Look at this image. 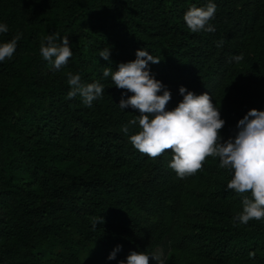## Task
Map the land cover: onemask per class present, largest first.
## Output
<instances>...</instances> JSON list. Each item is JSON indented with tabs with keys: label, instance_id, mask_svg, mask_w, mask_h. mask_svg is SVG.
Returning <instances> with one entry per match:
<instances>
[{
	"label": "trees",
	"instance_id": "obj_1",
	"mask_svg": "<svg viewBox=\"0 0 264 264\" xmlns=\"http://www.w3.org/2000/svg\"><path fill=\"white\" fill-rule=\"evenodd\" d=\"M207 2L0 0L9 28L0 43L23 34L12 59L0 62V264H119L131 251L154 254L165 237L195 247L203 264H264V222L234 226L241 196L226 190L232 175L219 157L179 178L168 166L171 149L140 153L129 140L139 126L121 131L139 115L119 107L133 93L103 78L105 67L116 70L145 48L161 59L149 67L171 92L166 109L183 99L181 85L208 92L226 121L221 136L234 135L249 109L264 110V0H212L215 31L192 33L184 14ZM53 32L68 37L73 53L58 71L40 55ZM108 47L111 65L99 56ZM238 54L239 63L230 59ZM69 72L102 83L103 96L90 107L67 98ZM210 176L214 185L186 210L185 190Z\"/></svg>",
	"mask_w": 264,
	"mask_h": 264
},
{
	"label": "clouds",
	"instance_id": "obj_2",
	"mask_svg": "<svg viewBox=\"0 0 264 264\" xmlns=\"http://www.w3.org/2000/svg\"><path fill=\"white\" fill-rule=\"evenodd\" d=\"M217 5L208 0L203 7L192 5L184 14V21L192 33L214 32L210 22L214 19ZM9 31L6 23H0V34ZM22 33L17 32L12 38L0 43V62L11 60ZM59 41V42H57ZM223 41L217 42L222 47ZM40 55L60 70L73 55L67 36L51 33L41 39ZM99 56L110 61L109 47L100 50ZM239 63L243 54L230 58ZM161 59L153 56L147 49L138 48L134 60L121 62L116 70L105 67L103 78L111 76L112 84L118 89L133 93L119 102V107H131L139 110V115L121 126L127 136L130 126H139V130L129 136L132 146L150 158H156L171 149L173 156L168 166L179 178H185L199 171L209 156L219 157V168L228 170L232 178L226 190H234L241 196L242 211L233 217L235 225H247L249 221L264 222V110L252 108L238 120L234 135L224 139L221 130L226 121L221 118L219 108L213 105L208 92L196 95L185 86L179 87L183 99L171 110L166 105L171 100V92L160 80L151 74L149 64H158ZM70 91L67 98L81 96L83 103L91 106L94 100L102 97L105 87L99 81L84 83L79 74L67 73ZM162 93V94H158ZM93 227L103 223V217H93ZM120 245L109 254L108 259H115ZM161 264L160 258L146 252L131 251L126 260L119 264H149V257ZM250 258L255 253H249Z\"/></svg>",
	"mask_w": 264,
	"mask_h": 264
},
{
	"label": "rangeland",
	"instance_id": "obj_3",
	"mask_svg": "<svg viewBox=\"0 0 264 264\" xmlns=\"http://www.w3.org/2000/svg\"><path fill=\"white\" fill-rule=\"evenodd\" d=\"M215 181V176H210L207 179H203V181L190 184L183 195L184 200L188 203L186 210L196 206L199 200V194L204 192V190H208L211 184L214 185ZM169 238L165 237L154 249V255L160 258L161 264H203L200 263L202 258L197 255L198 251L195 247L189 250L176 248ZM154 264H158L155 259Z\"/></svg>",
	"mask_w": 264,
	"mask_h": 264
}]
</instances>
